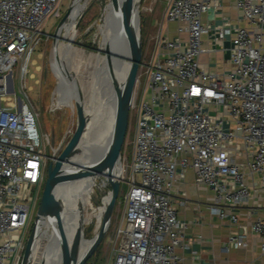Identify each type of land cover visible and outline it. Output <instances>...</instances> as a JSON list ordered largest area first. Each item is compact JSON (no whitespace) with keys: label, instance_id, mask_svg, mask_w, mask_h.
<instances>
[{"label":"built area","instance_id":"1","mask_svg":"<svg viewBox=\"0 0 264 264\" xmlns=\"http://www.w3.org/2000/svg\"><path fill=\"white\" fill-rule=\"evenodd\" d=\"M234 1L236 21L222 17L212 24L203 16L219 9L218 0H167L164 21L176 24L175 36H167L165 23L155 36L137 105L126 207L108 264H185L177 250L191 243L190 225L178 219L172 193L188 169L213 192L209 212L233 224L238 218L231 209L253 195L246 178L257 176L264 191V0ZM61 2L0 0V264H20L50 146L23 86L27 102L16 104L7 96L6 76L20 61L24 78L47 15L62 16ZM204 37L227 52L223 72L199 65ZM85 179L91 182L84 191L92 206L84 211L104 208L107 200L93 186L104 189L102 175ZM261 211L248 229L241 226V235L228 238V246L246 245L249 231L261 238L264 258V207ZM46 221L39 238L45 237Z\"/></svg>","mask_w":264,"mask_h":264},{"label":"rangeland","instance_id":"2","mask_svg":"<svg viewBox=\"0 0 264 264\" xmlns=\"http://www.w3.org/2000/svg\"><path fill=\"white\" fill-rule=\"evenodd\" d=\"M70 1L62 0V15ZM108 2L109 0H82L81 4L82 6L84 5L85 11L80 19L81 21L74 28V38L69 41L68 36L70 35H66L67 37L60 41L58 49L59 56L70 60L69 70L76 75L82 87L86 111L95 107L99 102L106 100L114 91L115 82L117 83L119 78V71L112 72L108 67V62L106 61L107 54L104 52L109 51L112 46L109 28L106 26L104 19L99 21L102 9L106 7ZM166 7L167 0H141L138 3L142 57L134 87L128 125L120 148L122 156H124L123 161H126V166L123 167L122 182L115 201L110 226L101 243L84 264H108L111 260L115 231L118 225L121 224L124 208L126 207L125 196L127 190H129L127 181L129 179V167L133 153V139L135 135V124H137V105L140 89L144 83L147 68L151 65L150 58L155 53V36L157 30L161 24L165 23L163 19ZM80 14L81 12L77 16L79 17ZM46 19L42 31L43 35L39 43L35 46L34 52L27 59L24 78L21 80L19 77L21 62L18 61L15 69L6 76V85L8 91L7 96L14 100L16 104L17 99H20L21 102H27L22 91L23 86L24 92L28 96L29 104L37 114L40 134L44 133L49 136L50 146L47 147L46 154L48 157H51L54 153H57V148L69 139L75 126V112L69 86L66 82L60 81L51 64V35L55 31L59 19L51 18L49 14ZM74 19H71V21ZM167 24H164V28ZM46 35L49 37L47 38ZM98 65H102L103 67L102 82L98 89L93 90L94 73ZM51 128H53L55 137L53 144H51ZM102 170L104 172L106 171L104 167ZM102 187L104 189L110 188V181L104 175H102ZM39 204L38 202L33 209L32 220L34 219ZM97 211L96 209L94 213ZM92 212V208H87L84 211L85 218L87 216L90 219L87 218L85 223L84 236L86 239L94 236L103 220L102 215L101 222L97 225L96 218L94 215H91ZM46 222L45 237L40 236L37 241L34 250L35 261L33 264L41 263L49 238L48 235L52 232L51 221Z\"/></svg>","mask_w":264,"mask_h":264},{"label":"water","instance_id":"3","mask_svg":"<svg viewBox=\"0 0 264 264\" xmlns=\"http://www.w3.org/2000/svg\"><path fill=\"white\" fill-rule=\"evenodd\" d=\"M82 0H71L67 9L61 16L56 26L54 33L51 35V60H53V69L55 72L59 71L57 64V47L64 36H62V29L67 21L72 10L74 3L81 2ZM141 0H139L140 2ZM109 4L115 12L122 14L128 13L129 24L132 34V42L126 38V60L128 61V68L125 77L120 82H115V111L113 123L105 145L102 147V152L106 154L103 160V167L105 172H102V163L100 168H92L90 165L74 164L73 159L81 153V143L85 139V132L89 115L85 114L83 97L79 91L78 83L75 82V74L66 68H62L63 75L72 83L73 90L76 97L74 98L73 108L75 112V126L66 142H63L58 148L57 153L49 157L47 165L46 179L43 191L40 197L39 205L32 221L29 234L26 238L23 254L21 256L20 264H32L34 261V250L37 240L39 238L40 227L45 219L52 222V232L49 237L59 238L63 229V219L65 215L66 198L65 195L76 196L73 203V211L75 212L77 226L73 233L65 261L63 264H84L89 256L98 247L106 234L110 223L112 212L114 209L115 201L118 196L120 184L122 182L123 170V157L121 152V143L125 135L130 108L132 107L134 87L137 80L138 70L141 65L142 57V40L141 29L139 25L138 9L135 12V4H131V0H109ZM85 11L81 12L77 21L73 24L74 28L77 27L81 17ZM105 54L107 53L104 51ZM74 80V81H73ZM53 128H51V144L54 142ZM76 167L79 171L89 169L87 173L79 178H75L73 171L70 167ZM104 175L110 181L109 190L102 189L96 182L93 186L96 188L97 193L102 199L107 200L104 207L103 220L99 230L90 239H86L85 234V214L84 203L82 201L81 192L79 187L75 185H83L84 179L93 175ZM84 241H90L87 249L80 254V246ZM41 264H44V259Z\"/></svg>","mask_w":264,"mask_h":264},{"label":"crops","instance_id":"4","mask_svg":"<svg viewBox=\"0 0 264 264\" xmlns=\"http://www.w3.org/2000/svg\"><path fill=\"white\" fill-rule=\"evenodd\" d=\"M219 9L212 10L209 15H204L212 24H219L222 17L235 20L240 12L235 8L234 0H218ZM164 20V19H163ZM175 23H169L164 30L169 38L175 36ZM204 52L199 56L198 63L205 69L223 72L227 69L228 54L218 45L210 44L207 37L203 38ZM154 56V55H153ZM153 56L150 62L153 61ZM150 63V64H151ZM191 169L184 172L183 177L176 185L172 193V202L177 211L178 219L188 222L186 238L191 242L187 247L178 249L177 253L183 258L185 264H264V258L260 255L259 245L261 238L248 231L246 245L238 248L227 244L229 237L242 234V227L249 225L262 212L264 207V191L258 185L257 176L246 181L252 189L251 198L231 211L237 216L238 223L233 224L228 218L221 219L209 212L208 206L214 201L213 192L194 179ZM185 200V205L178 202ZM242 226V227H241Z\"/></svg>","mask_w":264,"mask_h":264},{"label":"bare ground","instance_id":"5","mask_svg":"<svg viewBox=\"0 0 264 264\" xmlns=\"http://www.w3.org/2000/svg\"><path fill=\"white\" fill-rule=\"evenodd\" d=\"M138 3L139 0H131V4L132 5L135 4V12L138 9ZM84 8L85 7L84 5L82 6L81 2L74 3L69 16V20L67 21V24L63 26L62 29L63 32L62 36H64L63 38L67 37L68 35H70L68 36L69 41H71V39L74 38L73 36L75 29L73 24L74 21H76V18L78 17L77 15H79V13L84 10ZM71 19L74 20L71 21ZM103 19L105 20L106 26L109 28L110 38H112L111 39L112 46L110 47V50L107 51L106 53L107 54L106 61L108 62V67L111 69L112 72L119 71L118 82H120L125 77L128 68V61L125 59L127 56L126 38L129 39L130 42H132L133 40L130 24H129L130 22L128 18V13L124 12L122 14H119L118 12H115L108 2L106 7L102 9L99 21H102ZM59 45L60 43L58 44V47ZM58 47H57V53H58ZM59 54L60 53L57 54L58 57L57 64L59 71L56 73L60 81L66 82L67 85L69 86L72 101L74 102V98L76 97L75 91L73 90L74 88L72 87V83L68 81V79L63 75L64 70H62L63 67L66 68V71L69 70L70 60L69 59L66 60L64 57L59 56ZM52 63L53 60H51V64ZM95 71L96 72L94 73V80L92 85V88H94L93 90L98 89V87L102 82V75H103L102 65H98ZM74 79L75 82L77 81L79 91L82 94V90H81L82 87H80L76 75ZM83 105H84V98H83ZM84 111L85 114L89 115V121L87 123V128L84 137L85 139H83L82 143L80 144L81 153L80 155L74 157L73 162L74 164H79V165H87V166L90 165L92 168H96V169L100 168L102 163V169H103V160L105 157V153L102 152V147L105 145L108 139L111 126L113 123L114 111H115V92L113 91L106 100L99 102L95 107H93L88 111L85 110V106H84ZM70 170L73 171L72 172L73 175L75 174V178H79L85 173H87L89 169H84L82 171H79L78 168L71 166ZM102 172L105 173L103 170ZM90 184L91 182H89V180L84 179L83 185H78V184L75 185L77 188L79 187L82 201L85 207L92 206L90 205L88 197L86 196V191L87 189H89L88 187ZM84 185L85 188L82 187ZM65 198H66L65 199L66 207H65V215L63 219V229L58 239L52 238L51 240L50 237L48 238L44 255L42 258V260L44 259V264H63L65 261L68 245L71 239H73L72 238L73 233L78 222L76 221L75 212L73 211V207H72L74 200L76 199V196L65 195ZM95 211L96 209H93L91 215H94V217L96 218L97 225H99L102 219L104 208L101 207L96 213H94ZM87 218L88 217L86 216L85 223ZM89 244L90 241H84L81 243L80 254L87 249Z\"/></svg>","mask_w":264,"mask_h":264},{"label":"trees","instance_id":"6","mask_svg":"<svg viewBox=\"0 0 264 264\" xmlns=\"http://www.w3.org/2000/svg\"><path fill=\"white\" fill-rule=\"evenodd\" d=\"M58 49H59V47H58ZM80 87H81V85H80ZM82 90V89H81ZM82 94H83V92H82ZM83 98H84V96H83ZM124 166H126V161H123V167Z\"/></svg>","mask_w":264,"mask_h":264},{"label":"flooded vegetation","instance_id":"7","mask_svg":"<svg viewBox=\"0 0 264 264\" xmlns=\"http://www.w3.org/2000/svg\"><path fill=\"white\" fill-rule=\"evenodd\" d=\"M106 173V172H105Z\"/></svg>","mask_w":264,"mask_h":264}]
</instances>
